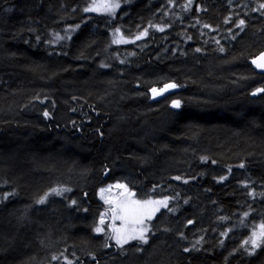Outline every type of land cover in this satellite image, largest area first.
<instances>
[{"label":"trees","instance_id":"16d2710c","mask_svg":"<svg viewBox=\"0 0 264 264\" xmlns=\"http://www.w3.org/2000/svg\"><path fill=\"white\" fill-rule=\"evenodd\" d=\"M91 1L0 0V264H264V0ZM114 182L170 198L147 243Z\"/></svg>","mask_w":264,"mask_h":264},{"label":"snow or ice","instance_id":"6c2138e0","mask_svg":"<svg viewBox=\"0 0 264 264\" xmlns=\"http://www.w3.org/2000/svg\"><path fill=\"white\" fill-rule=\"evenodd\" d=\"M191 3V0H189V4ZM120 5L119 3L111 2V0H104L103 3H97L96 0H93V4L89 8H85L84 11H94V12H109V13H114L115 9L118 8ZM245 21L240 20L239 25L242 26L244 25ZM77 27H79L77 25ZM163 31V29H160ZM119 31V30H117ZM142 35H147V32L143 33ZM140 37H137L139 39ZM222 50V49H221ZM199 51V49H197ZM253 63L256 64L258 68L264 69V56H261L259 60L254 61ZM178 85L175 83L172 84H167L164 86L163 89H160L159 91L157 89H152L153 95H160L162 92L167 91L169 88H176ZM257 92H264V88L257 89ZM255 94V93H253ZM172 106L175 108L180 107V101H173ZM45 116H48L49 114L47 112L44 113ZM206 159V158H205ZM243 167V165H241ZM176 179H180V177H176ZM221 180L226 179V177H221ZM120 187H126L121 185ZM70 189H65V191H69ZM103 191V190H102ZM53 192L60 193L59 189H53ZM47 199V194H45L44 197H41L37 203L43 204L45 203ZM170 198H165L163 200H156V201H129L125 204L118 205V209H113V219H121V220H130L134 224H139L143 225L144 220L151 219L152 215L155 214V212L159 211L160 207L168 208V200ZM72 203H75L73 201ZM119 210L121 215H116L117 211ZM169 211H172V209H169ZM247 216L248 213H245ZM101 224L104 223L103 217L101 218L100 221ZM191 223V221H189ZM97 232H103L104 229L102 227H97L96 228ZM113 231L116 232V241L117 244H124L128 243L129 240H135L138 239L143 243H147V237L145 233L148 231L146 227H141L139 229H132L131 232L124 234L122 233L121 229H116L114 228ZM253 237L251 238V243L253 244V250L255 247H259L260 244L258 243L259 240H264V224L260 225V231L259 233L254 232ZM245 243H249V241H245ZM56 259V257H54ZM71 264V262H69Z\"/></svg>","mask_w":264,"mask_h":264},{"label":"rangeland","instance_id":"374dc122","mask_svg":"<svg viewBox=\"0 0 264 264\" xmlns=\"http://www.w3.org/2000/svg\"><path fill=\"white\" fill-rule=\"evenodd\" d=\"M96 2L97 3H103L104 0H96ZM111 2L119 3V5H120L119 0H111ZM92 4H93V0L85 8H89ZM119 8H120V6L115 9L114 13L103 12V11H101V12L88 11L87 13L88 14H99V15L114 16L117 13V11L119 10ZM120 40H122V39H120ZM121 185L126 186L124 183L114 182V183H108V184L102 186L101 188H99V190H98L99 199L101 201H103L104 203H106V205L109 207V209H111V212L113 209H118V205L125 204L129 201H142L143 202V201L163 200L165 198H168V197H159V198H151V199H140L127 186L126 187H120ZM168 204H169V200H168ZM165 209L166 208H164V207H160L159 211L155 212V214L152 215L151 219L146 218L144 220L143 225L134 224L130 220H121V219H115L114 220L113 219V212H112V216H111L109 211H105L104 213H102L100 220H99V224L97 225V227H102L104 229V231L103 232H97L96 231V233L97 234H103L106 230V222L108 220H111L112 240H113L115 245L121 247V246H124V245L130 243L131 241H134V240H129L128 243H124V244H117V241L115 238L116 232L113 231L114 228L121 229L122 233L127 234V233L131 232L132 229H139L141 227H146L148 229V231L145 233V235L148 239L152 223L154 222V220L156 219L158 214H160ZM121 214L122 213H120L119 210L116 213V215H121ZM102 217L104 220L103 224L100 223ZM135 240H138V239H135Z\"/></svg>","mask_w":264,"mask_h":264},{"label":"water","instance_id":"95a60500","mask_svg":"<svg viewBox=\"0 0 264 264\" xmlns=\"http://www.w3.org/2000/svg\"><path fill=\"white\" fill-rule=\"evenodd\" d=\"M261 56H264V51H262V52H260L258 55H256L253 59H252V67H253V69L257 72V73H260V74H264V69H262V68H258L257 66H256V64L255 63H253L254 61H257V60H259V58L261 57ZM159 95H153V98H157ZM175 108V107H174Z\"/></svg>","mask_w":264,"mask_h":264},{"label":"bare ground","instance_id":"6f19581e","mask_svg":"<svg viewBox=\"0 0 264 264\" xmlns=\"http://www.w3.org/2000/svg\"><path fill=\"white\" fill-rule=\"evenodd\" d=\"M109 237V236H108ZM114 244V243H113ZM112 245V244H111ZM116 248V247H115Z\"/></svg>","mask_w":264,"mask_h":264}]
</instances>
